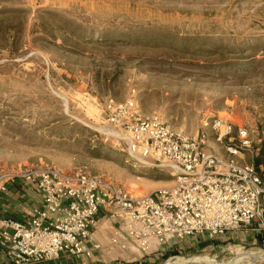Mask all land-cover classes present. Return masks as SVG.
I'll list each match as a JSON object with an SVG mask.
<instances>
[{
  "label": "rangeland",
  "instance_id": "rangeland-1",
  "mask_svg": "<svg viewBox=\"0 0 264 264\" xmlns=\"http://www.w3.org/2000/svg\"><path fill=\"white\" fill-rule=\"evenodd\" d=\"M129 100L219 156L212 123L244 129L251 147L236 160L264 179V0H0L3 214L25 220L38 206L33 190L5 183L32 166L83 171L136 196L173 185L104 123L109 101ZM262 234L194 237L132 264H230L264 254Z\"/></svg>",
  "mask_w": 264,
  "mask_h": 264
},
{
  "label": "built area",
  "instance_id": "built-area-1",
  "mask_svg": "<svg viewBox=\"0 0 264 264\" xmlns=\"http://www.w3.org/2000/svg\"><path fill=\"white\" fill-rule=\"evenodd\" d=\"M105 124L115 130L128 154L144 165L168 172L173 185L136 196L110 181L83 171L32 166L6 176L22 182L40 198L29 218L18 221L0 210V250L6 264H43L72 258L89 261L101 250L95 233L102 209L118 229L111 244L149 255L170 243L194 237L264 231V179L254 166L236 158L251 147L244 129L214 121L216 141L225 156L204 140L175 133L157 117H145L129 100L109 101ZM0 182V192L6 193ZM155 241V247L152 245Z\"/></svg>",
  "mask_w": 264,
  "mask_h": 264
},
{
  "label": "crops",
  "instance_id": "crops-1",
  "mask_svg": "<svg viewBox=\"0 0 264 264\" xmlns=\"http://www.w3.org/2000/svg\"><path fill=\"white\" fill-rule=\"evenodd\" d=\"M14 183H22V182L17 181ZM23 187H25V186H23ZM29 193H31V191ZM31 194L33 195V198L35 200L38 199L36 201L38 202L37 205L39 206L40 201H41L39 198V195L35 191H34V194L33 193H31ZM0 210L3 212L2 204L0 205ZM113 212L114 211H112L110 209H102L101 210L100 218H99V224H98V227H97V230L95 233L96 240L101 245V250L95 253V260L97 262H100V263L119 261V262H125L127 264H132L133 262H141L142 260H144L142 258H144L148 255H143L139 251H137V252L127 251V250L123 251V250L119 249L118 247L113 246L111 244V238L113 237L114 233L117 231L118 226H119L118 223L116 221H114L111 217V214ZM7 217H9V216H7ZM10 218H12V217H10ZM15 220H17V219H15ZM20 221H24V220H20ZM252 226H255L249 230L252 233L253 232L259 233L262 231L260 229V226L258 223H254ZM152 245L155 247V241H152ZM3 261H4V257H3L1 250H0V263H3Z\"/></svg>",
  "mask_w": 264,
  "mask_h": 264
},
{
  "label": "bare ground",
  "instance_id": "bare-ground-1",
  "mask_svg": "<svg viewBox=\"0 0 264 264\" xmlns=\"http://www.w3.org/2000/svg\"><path fill=\"white\" fill-rule=\"evenodd\" d=\"M263 258H264V254L252 253V254H249L247 257H245L242 261H232L230 264L248 263L249 261L253 259H255L256 261H262ZM179 261L181 262L182 260H179ZM204 264H210V263H204Z\"/></svg>",
  "mask_w": 264,
  "mask_h": 264
},
{
  "label": "trees",
  "instance_id": "trees-1",
  "mask_svg": "<svg viewBox=\"0 0 264 264\" xmlns=\"http://www.w3.org/2000/svg\"><path fill=\"white\" fill-rule=\"evenodd\" d=\"M18 220V219H17ZM20 221V220H19ZM259 240L261 243L264 242V234H262L260 237H259ZM62 260V259H61ZM74 260V259H73ZM43 264H60V260L58 261H51V262H46V263H43ZM63 264H67V262L63 263Z\"/></svg>",
  "mask_w": 264,
  "mask_h": 264
},
{
  "label": "water",
  "instance_id": "water-1",
  "mask_svg": "<svg viewBox=\"0 0 264 264\" xmlns=\"http://www.w3.org/2000/svg\"><path fill=\"white\" fill-rule=\"evenodd\" d=\"M262 261H264V258L262 259Z\"/></svg>",
  "mask_w": 264,
  "mask_h": 264
}]
</instances>
